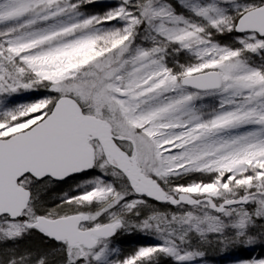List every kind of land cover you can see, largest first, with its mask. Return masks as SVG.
Returning <instances> with one entry per match:
<instances>
[{
  "label": "snow or ice",
  "instance_id": "1",
  "mask_svg": "<svg viewBox=\"0 0 264 264\" xmlns=\"http://www.w3.org/2000/svg\"><path fill=\"white\" fill-rule=\"evenodd\" d=\"M264 264V0H0V264Z\"/></svg>",
  "mask_w": 264,
  "mask_h": 264
},
{
  "label": "rangeland",
  "instance_id": "2",
  "mask_svg": "<svg viewBox=\"0 0 264 264\" xmlns=\"http://www.w3.org/2000/svg\"><path fill=\"white\" fill-rule=\"evenodd\" d=\"M101 3L107 2V0H101ZM259 252L249 253L247 251H237L232 254H220V253H209L208 264H234V258L246 255H255Z\"/></svg>",
  "mask_w": 264,
  "mask_h": 264
},
{
  "label": "trees",
  "instance_id": "3",
  "mask_svg": "<svg viewBox=\"0 0 264 264\" xmlns=\"http://www.w3.org/2000/svg\"><path fill=\"white\" fill-rule=\"evenodd\" d=\"M101 1V0H100Z\"/></svg>",
  "mask_w": 264,
  "mask_h": 264
}]
</instances>
